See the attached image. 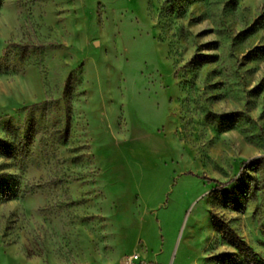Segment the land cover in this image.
Returning <instances> with one entry per match:
<instances>
[{
    "label": "rangeland",
    "instance_id": "rangeland-1",
    "mask_svg": "<svg viewBox=\"0 0 264 264\" xmlns=\"http://www.w3.org/2000/svg\"><path fill=\"white\" fill-rule=\"evenodd\" d=\"M1 140L0 264H264V0H0Z\"/></svg>",
    "mask_w": 264,
    "mask_h": 264
},
{
    "label": "trees",
    "instance_id": "trees-1",
    "mask_svg": "<svg viewBox=\"0 0 264 264\" xmlns=\"http://www.w3.org/2000/svg\"><path fill=\"white\" fill-rule=\"evenodd\" d=\"M0 142L3 143L2 140ZM1 152L4 155H10L11 154V151L6 146L1 148ZM213 181L217 182V180H213ZM217 183H219V182H217ZM220 185L221 186H224L226 184L220 182ZM1 197H2V199H8L9 198V196L4 193V190H2L0 188V198ZM212 224L215 227H218L219 228V230L223 233V235L225 237H227L228 243L231 244L232 246H234L239 252H243L244 248L247 247L242 242V240L239 238V236H237V234L232 230V228H230V227H228L226 225H224V228H221L220 226H218L217 221L214 218H212Z\"/></svg>",
    "mask_w": 264,
    "mask_h": 264
}]
</instances>
